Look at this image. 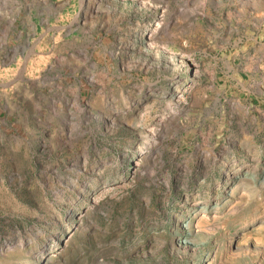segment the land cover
<instances>
[{
	"label": "rangeland",
	"instance_id": "1",
	"mask_svg": "<svg viewBox=\"0 0 264 264\" xmlns=\"http://www.w3.org/2000/svg\"><path fill=\"white\" fill-rule=\"evenodd\" d=\"M0 264H264V0H0Z\"/></svg>",
	"mask_w": 264,
	"mask_h": 264
}]
</instances>
